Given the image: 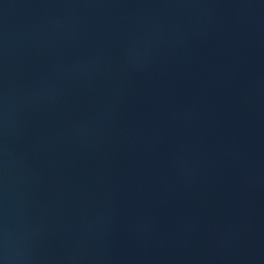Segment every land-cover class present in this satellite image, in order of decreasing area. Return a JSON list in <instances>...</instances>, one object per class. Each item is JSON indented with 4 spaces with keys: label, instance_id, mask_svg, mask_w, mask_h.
Wrapping results in <instances>:
<instances>
[{
    "label": "water",
    "instance_id": "95a60500",
    "mask_svg": "<svg viewBox=\"0 0 264 264\" xmlns=\"http://www.w3.org/2000/svg\"><path fill=\"white\" fill-rule=\"evenodd\" d=\"M2 264H264V0H0Z\"/></svg>",
    "mask_w": 264,
    "mask_h": 264
},
{
    "label": "clouds",
    "instance_id": "9594fccd",
    "mask_svg": "<svg viewBox=\"0 0 264 264\" xmlns=\"http://www.w3.org/2000/svg\"><path fill=\"white\" fill-rule=\"evenodd\" d=\"M0 264H2V262H0Z\"/></svg>",
    "mask_w": 264,
    "mask_h": 264
}]
</instances>
